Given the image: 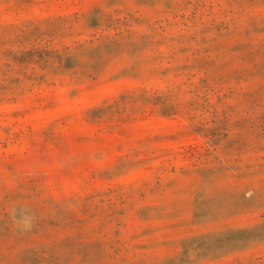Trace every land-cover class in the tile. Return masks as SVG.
<instances>
[{"label":"rangeland","instance_id":"obj_1","mask_svg":"<svg viewBox=\"0 0 264 264\" xmlns=\"http://www.w3.org/2000/svg\"><path fill=\"white\" fill-rule=\"evenodd\" d=\"M0 264H264V0H0Z\"/></svg>","mask_w":264,"mask_h":264}]
</instances>
